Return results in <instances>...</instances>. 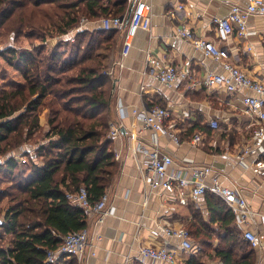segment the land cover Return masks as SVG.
I'll return each mask as SVG.
<instances>
[{"label":"crops","instance_id":"obj_1","mask_svg":"<svg viewBox=\"0 0 264 264\" xmlns=\"http://www.w3.org/2000/svg\"><path fill=\"white\" fill-rule=\"evenodd\" d=\"M146 1L151 6L150 26L136 35L128 54L121 55L120 33L115 32L106 41L105 62L113 69L110 123L120 126V134L112 139L119 168L105 190L108 203L103 221L96 223L95 214L87 216L85 228L89 241L83 253L76 256L78 264H122L127 257L130 264H149L148 259L138 256V249L143 244L167 246L182 258L194 252L193 249H180L178 240L167 236L163 228L187 226L195 212L207 220L206 198L200 196L194 200L186 188L148 186L143 176L149 170L140 147L136 148L139 142L148 147L157 144L172 157L174 168L185 171L193 165H211L220 173L223 184L240 188L251 210L246 226L261 240V244L253 248V264H264V169L254 166L256 157L252 154L241 160L237 157L242 146L249 143L254 126L243 111L241 98L246 90L230 92L222 84L205 86L199 83L206 70L223 72L222 62L205 56L175 34L176 26L186 24L197 36L214 40L226 49L228 54L224 61L235 64L253 79L264 83V14L249 18L245 37L233 32L227 40H219L212 17L226 15L232 3L245 5L249 0ZM178 3L183 8L173 18L167 10ZM100 19L87 20L84 27H101ZM44 42L50 43V38ZM148 55L187 69L189 77L172 87L161 84L146 66ZM193 82L198 83L192 86ZM153 105L170 111L164 123L177 134V142L165 134L142 128L141 121L133 114L134 108L147 109ZM43 113L45 115L46 110ZM210 118L218 120L217 129L209 127ZM221 122L227 125V133L221 132ZM195 123H200L202 128L191 129ZM39 125L47 130L46 116L44 119L39 117ZM131 132L136 134L134 140L130 139ZM195 133L202 135L200 143L191 142ZM36 146L27 145L25 151L29 156H34ZM260 158L264 160V142ZM234 226L241 234L235 222ZM205 264L219 262L210 258Z\"/></svg>","mask_w":264,"mask_h":264},{"label":"trees","instance_id":"obj_2","mask_svg":"<svg viewBox=\"0 0 264 264\" xmlns=\"http://www.w3.org/2000/svg\"><path fill=\"white\" fill-rule=\"evenodd\" d=\"M49 3L61 11L54 12L59 18L53 22L59 39L46 52L44 41L55 35L47 34L46 21L33 22L31 12ZM127 7L128 0H0V28L18 21L24 38L41 41L35 47L32 42L31 47H0V56L23 78L0 93V145L10 138L17 148L28 142L40 128V110L48 108L45 142L35 143L34 156L25 162L15 156L0 162V183L9 181L0 185V239L9 235L0 245V264H78L76 256L62 254L49 262L45 254L60 244V236L86 227L87 216L66 192L85 186L96 200L118 172L107 136L112 79L105 72L107 54L101 52L116 31L83 27L73 41L66 33L80 18L121 15ZM52 16L45 12L43 17ZM201 128L195 123L191 129ZM203 196L208 219L195 212L185 226L194 252L183 264H205L207 256L219 264H253V247L237 233L231 210L219 197Z\"/></svg>","mask_w":264,"mask_h":264},{"label":"built area","instance_id":"obj_3","mask_svg":"<svg viewBox=\"0 0 264 264\" xmlns=\"http://www.w3.org/2000/svg\"><path fill=\"white\" fill-rule=\"evenodd\" d=\"M134 1L131 9L129 3ZM183 5L178 3L173 8L167 10V14L175 18L178 10ZM256 14H264V0H249L245 5L232 3L228 13L224 16H213L212 21L215 23V31L219 40H227L228 37L235 32L239 37L247 35V22L251 16ZM151 6L146 0H128L127 9L116 16H104L100 19L101 27L104 30H115L121 34V55H127L136 35L140 31H145L150 26ZM85 18H80L76 28H71L66 36L73 41L74 34L79 28H83ZM175 34L184 40L190 42L196 49L200 50L205 56L216 61L222 62L223 72H211L206 70L204 76L199 83L205 86H214L222 84L226 90L233 92L237 89L246 90L243 93L241 101L243 103V111L247 114L252 122L253 129L249 143L242 146L237 157L241 160L246 155L252 154L256 157L254 166L258 169H264V160L260 158L262 144L264 142V83L253 79L241 70L235 64L224 61L227 57V50L220 47L214 40L197 36L186 24L181 23L176 26ZM146 66L150 68L151 74L161 84L172 87L176 83L183 81L189 77L188 70L164 61L152 55L146 56ZM111 76L113 69L106 68L105 71ZM198 82L191 83L192 86ZM251 91V93H248ZM133 114L141 121L142 128L150 129L153 132H160L169 136L175 142L178 136L175 132L168 128L164 123L170 115L168 108L153 105L147 109H133ZM208 125L215 130L219 127V122L215 118H210ZM120 134V126L110 123L108 137L116 138ZM136 134L130 133V139L134 140ZM202 141V135L195 133L191 138L194 144ZM144 155V160L149 170L143 180L148 186L163 189H187L188 195L196 200L205 193H209L219 197L234 216V222L241 231L242 237L249 243L251 247L261 244L259 235L248 228L247 222L251 215L248 202L242 191L237 186H227L222 183L220 173L211 165H193L185 168V171L173 167L172 157L161 150L157 144L153 146H145L141 142L137 143ZM118 154H115L117 156ZM66 197L70 202L82 209V212L88 216L95 214L97 216L96 223L103 221V216L107 212L108 193L105 191L96 200H91L89 192L85 186H80L75 191L66 192ZM3 219L0 216V226ZM163 232L179 242V247L183 251L192 249L193 244L189 231L185 226H165ZM60 244L56 248L46 250V260L53 262L62 254L67 256H80L85 250L89 234L86 228L70 231L60 236ZM93 252H91L92 254ZM138 256L148 259L149 264H183L184 258L180 257L176 250L167 246H154L143 244L138 249ZM122 264H130L129 258H125Z\"/></svg>","mask_w":264,"mask_h":264},{"label":"rangeland","instance_id":"obj_4","mask_svg":"<svg viewBox=\"0 0 264 264\" xmlns=\"http://www.w3.org/2000/svg\"><path fill=\"white\" fill-rule=\"evenodd\" d=\"M55 4V1L53 2ZM54 4H44L41 7L38 8H33L31 15H34L33 18V22L35 23H39V21H46L44 26H46L47 29V34L49 35H55L56 34V29L54 28V20H58L56 18V16L58 17L57 13L56 16L54 14L55 11L60 12L61 9H56L55 7H53ZM50 6V7H49ZM29 10H31V7L29 6L28 8ZM25 9L24 11V15L28 16L29 15V10ZM45 12H49L50 14H52V18L48 19L43 17ZM28 13V14H26ZM59 18V17H58ZM53 23V24H52ZM40 25V24H39ZM24 29V28H23ZM26 29V28H25ZM24 29V30H25ZM21 23L18 21H12L9 24H6L4 27L0 28V47H5L6 45H13L15 47H29V43H31V46H37V44H40L41 41H36L33 39H27L23 37V32H21ZM21 32V33H20ZM46 34V35H47ZM59 39L57 35L52 36L50 39V43H47V50L46 52H49L50 46H53V44L56 42V40ZM30 46V47H31ZM66 48V46H65ZM68 48V47H67ZM61 52H62V46H61ZM101 52L107 54V49L105 50H101ZM23 80L21 73L18 72L17 70L14 69L13 65H10V63H8L4 58H2L0 56V93L3 90H11L12 86L16 83V82H21ZM46 110V113L44 115L43 111ZM18 112V111H17ZM17 112H15L14 114H16ZM41 116L42 119H44V117H48V108L47 107H43L40 112H39V117ZM221 127H222V131L221 132H226L227 133V125L225 124V122H221ZM46 129V128H45ZM45 129L40 126V128L37 130L36 133L33 134L32 138L28 141L25 142L26 144L21 145V147L17 148V146L15 145L14 139L15 138H10L8 141H5L3 143H1L0 145V162L2 160H4L5 158L9 157V156H17L20 158H17L18 160H20V162H25V160L29 159V153L27 151H25L26 147L28 144H32L34 146L35 143H39V142H45V140H43V134L45 132ZM30 147V145H29ZM21 155L23 153H26L28 155ZM20 155V156H19ZM6 183H9V181H2L0 183V185H5ZM5 201V200H4ZM9 239V235L3 236V238L0 239V245L5 244ZM215 242H217V240H213V244H215ZM206 252H210L209 248L206 247ZM205 259V262L209 261L210 258H212V256H207V257H203Z\"/></svg>","mask_w":264,"mask_h":264},{"label":"water","instance_id":"obj_5","mask_svg":"<svg viewBox=\"0 0 264 264\" xmlns=\"http://www.w3.org/2000/svg\"><path fill=\"white\" fill-rule=\"evenodd\" d=\"M133 3H134V1H131V2L129 3V9H131Z\"/></svg>","mask_w":264,"mask_h":264}]
</instances>
